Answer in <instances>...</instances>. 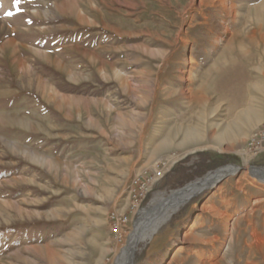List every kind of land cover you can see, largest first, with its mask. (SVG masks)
<instances>
[{
  "label": "rangeland",
  "instance_id": "obj_1",
  "mask_svg": "<svg viewBox=\"0 0 264 264\" xmlns=\"http://www.w3.org/2000/svg\"><path fill=\"white\" fill-rule=\"evenodd\" d=\"M263 120L264 0H0V264H118L144 214L121 242L111 214L164 163L144 212L242 172L132 264H264V153H242Z\"/></svg>",
  "mask_w": 264,
  "mask_h": 264
},
{
  "label": "bare ground",
  "instance_id": "obj_2",
  "mask_svg": "<svg viewBox=\"0 0 264 264\" xmlns=\"http://www.w3.org/2000/svg\"><path fill=\"white\" fill-rule=\"evenodd\" d=\"M232 171L233 168H224L216 174H212L208 178L190 185L188 188L185 187L186 189L183 188L185 189H182L183 191L174 192L170 196L162 194L156 196L150 209L143 212L144 220L142 223L138 224L136 231L134 232V237L131 240L132 244L122 252L126 254V256L118 264H126L127 261H130L132 251L135 248L136 236L141 235L138 237V242L151 238L161 226L170 220L171 216L174 215L180 207L192 199L199 191L205 190L210 186L212 187V185H214L221 177L232 173ZM255 175L257 176L260 174L255 173ZM260 177L264 178L261 175ZM140 231L143 232L139 234Z\"/></svg>",
  "mask_w": 264,
  "mask_h": 264
},
{
  "label": "built area",
  "instance_id": "obj_3",
  "mask_svg": "<svg viewBox=\"0 0 264 264\" xmlns=\"http://www.w3.org/2000/svg\"><path fill=\"white\" fill-rule=\"evenodd\" d=\"M249 160L255 159L264 153V120L259 126L250 142L246 144L242 152ZM166 163L163 166L155 169L152 176L139 178L133 182V189L131 190V212L130 214L112 213L110 217L112 235L119 242L123 241L125 233L129 232V226L134 222V217L144 212L141 203L146 198L147 192L150 191L153 183L163 177Z\"/></svg>",
  "mask_w": 264,
  "mask_h": 264
},
{
  "label": "water",
  "instance_id": "obj_4",
  "mask_svg": "<svg viewBox=\"0 0 264 264\" xmlns=\"http://www.w3.org/2000/svg\"><path fill=\"white\" fill-rule=\"evenodd\" d=\"M222 170H223V169H222ZM240 172H242V169H241V168H234V167H233V171H232V173L227 174V175L221 177L220 180L218 181V183H220V182H222L223 180H225L226 178H228V177H230V176H233V175H235V174H238V173H240ZM250 172L253 173V175H254L255 173H258V174H260L261 176L264 177V171H262V170H260V169H258V168H251ZM218 183H217V184H218ZM135 239H136V240H135V248H134V250L132 251L131 259H130L129 264H132V260H133V258H134V252L136 251V248H137V245H138V236H136Z\"/></svg>",
  "mask_w": 264,
  "mask_h": 264
},
{
  "label": "trees",
  "instance_id": "obj_5",
  "mask_svg": "<svg viewBox=\"0 0 264 264\" xmlns=\"http://www.w3.org/2000/svg\"><path fill=\"white\" fill-rule=\"evenodd\" d=\"M263 155H264V154H263ZM261 156H262V155H261ZM259 157H260V156H259ZM218 159H220L219 162H218V163H220V164L222 163L221 161H224V160H223L222 158H220V157H218ZM201 201H202V200H201ZM196 202H199V201H197V200L194 201V203H196Z\"/></svg>",
  "mask_w": 264,
  "mask_h": 264
},
{
  "label": "snow or ice",
  "instance_id": "obj_6",
  "mask_svg": "<svg viewBox=\"0 0 264 264\" xmlns=\"http://www.w3.org/2000/svg\"><path fill=\"white\" fill-rule=\"evenodd\" d=\"M14 2L16 5H19L20 0H14ZM9 15H11V13H9Z\"/></svg>",
  "mask_w": 264,
  "mask_h": 264
}]
</instances>
